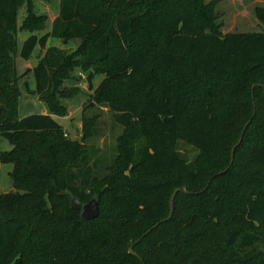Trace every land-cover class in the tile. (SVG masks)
I'll use <instances>...</instances> for the list:
<instances>
[{
	"label": "trees",
	"instance_id": "obj_1",
	"mask_svg": "<svg viewBox=\"0 0 264 264\" xmlns=\"http://www.w3.org/2000/svg\"><path fill=\"white\" fill-rule=\"evenodd\" d=\"M25 4L22 28L43 29L34 0H0V134L12 145L0 161L15 188L0 193V264H264V32L223 33L214 0H60L51 29L21 44ZM52 38L81 45L69 55ZM37 48L35 88L24 86L50 113L20 117L16 58ZM78 65L93 106L123 127L101 168L53 116L67 114L58 96ZM72 195L97 199L98 217Z\"/></svg>",
	"mask_w": 264,
	"mask_h": 264
},
{
	"label": "rangeland",
	"instance_id": "obj_2",
	"mask_svg": "<svg viewBox=\"0 0 264 264\" xmlns=\"http://www.w3.org/2000/svg\"><path fill=\"white\" fill-rule=\"evenodd\" d=\"M214 1L217 3L218 23H222L223 33L264 32V24L256 14L257 8H264V0ZM34 5L38 15H47L45 27L37 31L22 28L24 18L27 16V6L26 4L23 5L18 12V26L20 27L18 40L21 44L29 35H41L51 29L52 22L59 13L60 0H34ZM49 45L63 49L69 55H74L79 49L81 41L79 39H71L64 42L62 39L52 38ZM44 52L45 50L37 48L29 60H24L20 56L16 58L19 85H21V94L18 98L20 117L32 113H50L48 103L43 101L39 95L28 92L24 86L27 81L31 88H35L32 70ZM74 57L75 59L80 58L79 56ZM88 74L89 70H86L81 65L75 66L73 70H70L69 77L62 80L61 86L70 95L58 96V100L61 106L66 109L67 114L64 116H53L62 125L66 138L84 143L96 152V158L102 160V163H99L101 168L117 154L118 138L123 132V127L114 121V113L108 107L99 104L93 106L94 89H90L88 85ZM103 77L104 75L99 74L94 78V88L99 85ZM92 120H94V131L89 136L85 131V122H91ZM11 149L12 145L0 134V153ZM180 151L189 159H193L197 154V150L184 143L180 144ZM12 170V163H2L0 161V193H7L15 189L11 178ZM257 250L264 251V242L257 244Z\"/></svg>",
	"mask_w": 264,
	"mask_h": 264
},
{
	"label": "water",
	"instance_id": "obj_3",
	"mask_svg": "<svg viewBox=\"0 0 264 264\" xmlns=\"http://www.w3.org/2000/svg\"><path fill=\"white\" fill-rule=\"evenodd\" d=\"M246 127H247V125H246ZM246 127H245V129H246ZM245 129H244V131H245ZM244 131H243V133L241 135V138H240L238 144H240L241 141H242V139H243ZM234 149L232 150V161H233V158H234ZM178 190L179 189H176L175 192H174V194L172 195V198H171V208H173L175 195L178 192ZM71 206L74 209L82 210V217L84 219H86V220L94 219V218L98 217L99 212H100L99 202L95 198L84 204V203H82L79 200V198L77 196L72 195ZM130 252L133 253L132 248H130Z\"/></svg>",
	"mask_w": 264,
	"mask_h": 264
}]
</instances>
